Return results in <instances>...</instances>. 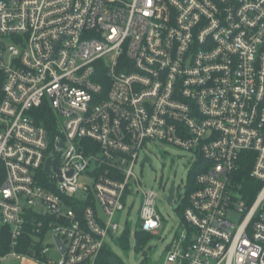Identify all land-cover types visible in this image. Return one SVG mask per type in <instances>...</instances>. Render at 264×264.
Listing matches in <instances>:
<instances>
[{"label":"built area","instance_id":"2783aa9c","mask_svg":"<svg viewBox=\"0 0 264 264\" xmlns=\"http://www.w3.org/2000/svg\"><path fill=\"white\" fill-rule=\"evenodd\" d=\"M157 143L200 171L174 193L164 263L264 264V0H0V261L91 264L122 213L157 235L159 193L135 170Z\"/></svg>","mask_w":264,"mask_h":264},{"label":"rangeland","instance_id":"374dc122","mask_svg":"<svg viewBox=\"0 0 264 264\" xmlns=\"http://www.w3.org/2000/svg\"><path fill=\"white\" fill-rule=\"evenodd\" d=\"M145 152H141L139 165L135 168L140 173L142 185L146 188H153L159 193L157 210L162 217V225L157 230V235H152L144 242L141 250L134 249L135 235L138 226L136 224V214H121L119 224L127 223L130 229L129 250L124 251L110 243L113 252L123 261L124 264H163L166 247L171 241L172 235L183 231L181 223V213L179 212V202L172 204L166 202L168 190L171 183L176 186L175 195H182L186 191V184L190 179L189 169L194 164L195 156L182 148H177L169 144H150ZM54 235L51 230L46 231L41 243L43 248L49 247V257L58 260L59 254L55 250ZM97 259L91 264H97ZM20 261L8 257L0 261V264H19Z\"/></svg>","mask_w":264,"mask_h":264},{"label":"trees","instance_id":"16d2710c","mask_svg":"<svg viewBox=\"0 0 264 264\" xmlns=\"http://www.w3.org/2000/svg\"><path fill=\"white\" fill-rule=\"evenodd\" d=\"M38 123L44 124L45 126H48L50 123V115L45 112L41 111L38 114ZM251 168V161L247 160L246 158H243V161L239 167L238 174L235 178V184L238 186L237 191L242 195L252 198L258 193V190L261 188L260 183H256L249 177L250 169ZM199 170L194 169V171L190 175V180L192 181L197 173H199ZM189 191H187V194ZM187 206V202L180 207L179 212L181 213L184 208ZM10 231L8 227L0 226V258L10 253V239L9 237ZM130 229L127 227L122 233L121 236L116 238L113 242L116 247L119 249H123L124 251L129 250V237H130ZM149 233H145L141 231L140 229H137L135 232V246L134 249L141 250L142 246L144 245V242H146L149 237H151ZM31 237L25 236L22 240L21 245L16 247V252L22 253V254H30V248L32 246L31 244ZM38 253L40 249V245H36L33 247ZM101 252L100 256L97 258V264H124L123 261L113 252L111 247L109 245H106Z\"/></svg>","mask_w":264,"mask_h":264},{"label":"water","instance_id":"95a60500","mask_svg":"<svg viewBox=\"0 0 264 264\" xmlns=\"http://www.w3.org/2000/svg\"><path fill=\"white\" fill-rule=\"evenodd\" d=\"M62 145V143H60V146ZM49 163H50V161L48 160L47 161V163H46V167H45V170L48 172V169H49ZM72 174L70 173L69 174V176H71ZM171 187L169 188V190H168V197H167V202L169 203V204H172L173 202V199H174V193H175V190H176V186H174V183H171V185H170ZM57 246L59 247V248H61V249H63L62 248V244H61V242H59V241H57Z\"/></svg>","mask_w":264,"mask_h":264},{"label":"crops","instance_id":"0c3cea01","mask_svg":"<svg viewBox=\"0 0 264 264\" xmlns=\"http://www.w3.org/2000/svg\"><path fill=\"white\" fill-rule=\"evenodd\" d=\"M162 263L165 264L164 261H163ZM19 264H20V263H19ZM25 264H28V263H25Z\"/></svg>","mask_w":264,"mask_h":264}]
</instances>
